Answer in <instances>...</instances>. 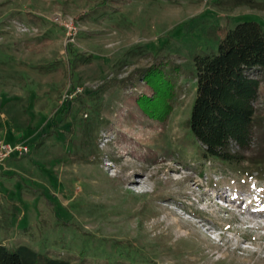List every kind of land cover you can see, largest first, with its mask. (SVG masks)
I'll use <instances>...</instances> for the list:
<instances>
[{
    "label": "rangeland",
    "instance_id": "rangeland-1",
    "mask_svg": "<svg viewBox=\"0 0 264 264\" xmlns=\"http://www.w3.org/2000/svg\"><path fill=\"white\" fill-rule=\"evenodd\" d=\"M252 1L0 0V142L28 148L0 176V241L74 264H264V181L206 165L189 129L195 59L264 29ZM155 64L180 67L166 120L138 103Z\"/></svg>",
    "mask_w": 264,
    "mask_h": 264
},
{
    "label": "trees",
    "instance_id": "trees-1",
    "mask_svg": "<svg viewBox=\"0 0 264 264\" xmlns=\"http://www.w3.org/2000/svg\"><path fill=\"white\" fill-rule=\"evenodd\" d=\"M239 3L253 4V1L240 0ZM30 19L36 22V17L30 16ZM175 69L167 71L162 64H155L138 71L154 90L153 96L144 95L138 100L147 116L166 120L173 111L178 94ZM195 70L197 97L189 129L195 141L202 145L201 159L206 165L213 163L215 169L227 168L224 173L229 171L264 181V144L259 143L260 152L254 149L257 134L261 132L258 129L264 128V117H259L257 108L263 81L252 76L264 72L263 27L247 21L228 29L217 54L196 57ZM107 85L109 83L99 91L107 90ZM0 264L74 263L24 244L10 248L0 241Z\"/></svg>",
    "mask_w": 264,
    "mask_h": 264
},
{
    "label": "built area",
    "instance_id": "built-area-1",
    "mask_svg": "<svg viewBox=\"0 0 264 264\" xmlns=\"http://www.w3.org/2000/svg\"><path fill=\"white\" fill-rule=\"evenodd\" d=\"M56 22H62V16L56 17ZM67 29H69L71 35L75 34V31L77 30L72 23H66L64 24ZM28 152V148L24 144H12L7 142H0V176L2 173H4V170L6 169V165L8 163V160L12 159L13 157L21 156Z\"/></svg>",
    "mask_w": 264,
    "mask_h": 264
},
{
    "label": "bare ground",
    "instance_id": "bare-ground-1",
    "mask_svg": "<svg viewBox=\"0 0 264 264\" xmlns=\"http://www.w3.org/2000/svg\"><path fill=\"white\" fill-rule=\"evenodd\" d=\"M139 142H140V141H139ZM141 142H142V141H141ZM128 150H129V149H128ZM133 182H135V180L131 179V176H130V184L133 183ZM224 197H226V198L229 199L230 201H234V200H232L231 197L228 196V195H227V196H224ZM262 217H264V216L261 215L260 217H257V218H260V219H261ZM254 218H255V217H254ZM257 218H255V219H257ZM257 220H258V219H257ZM259 221H260V220H259ZM207 223H208V222H207ZM260 223H261V222H260ZM251 227L254 228V229H255V228H257V229H258V228H261V227H262V223H261V226H260V225L258 226V224L255 223L254 220H253V222H252V226H251ZM263 227H264V225H263Z\"/></svg>",
    "mask_w": 264,
    "mask_h": 264
},
{
    "label": "crops",
    "instance_id": "crops-1",
    "mask_svg": "<svg viewBox=\"0 0 264 264\" xmlns=\"http://www.w3.org/2000/svg\"><path fill=\"white\" fill-rule=\"evenodd\" d=\"M9 143V142H8ZM12 144H16V143H12ZM5 171V170H4Z\"/></svg>",
    "mask_w": 264,
    "mask_h": 264
}]
</instances>
